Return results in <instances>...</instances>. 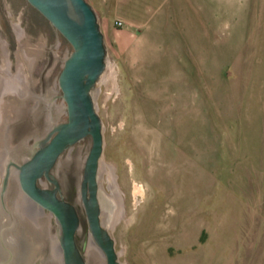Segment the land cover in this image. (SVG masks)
<instances>
[{
  "label": "rangeland",
  "instance_id": "obj_1",
  "mask_svg": "<svg viewBox=\"0 0 264 264\" xmlns=\"http://www.w3.org/2000/svg\"><path fill=\"white\" fill-rule=\"evenodd\" d=\"M88 1L107 48L93 96L102 161L123 190V214L107 222L121 263L264 264V0ZM73 50L28 0H0L1 264L26 240L32 264H63L57 219L28 202L13 162L68 120L59 76ZM91 146L90 136L67 149L54 173L79 213L87 264H107L100 247L87 252Z\"/></svg>",
  "mask_w": 264,
  "mask_h": 264
},
{
  "label": "water",
  "instance_id": "obj_2",
  "mask_svg": "<svg viewBox=\"0 0 264 264\" xmlns=\"http://www.w3.org/2000/svg\"><path fill=\"white\" fill-rule=\"evenodd\" d=\"M73 46L59 76L67 102L68 121L54 124L47 136L38 140L37 149L21 164L13 162L25 195L49 211L60 227L63 264H87L77 242L81 220L74 203L62 192L53 169L62 154L88 135L92 146L85 161L81 199L91 236L106 255L107 264H122L114 238L101 223L99 171L103 160L104 124L93 90L107 66L105 35L98 14L88 0H28ZM11 173L8 168L7 175ZM6 180V178H5ZM51 184V186H49Z\"/></svg>",
  "mask_w": 264,
  "mask_h": 264
},
{
  "label": "bare ground",
  "instance_id": "obj_3",
  "mask_svg": "<svg viewBox=\"0 0 264 264\" xmlns=\"http://www.w3.org/2000/svg\"><path fill=\"white\" fill-rule=\"evenodd\" d=\"M102 162H101L100 171H99V186L101 187L100 177L104 178L105 175L107 174L108 175V182H109L108 187L110 188V191L106 190V194L108 197L107 201H106L107 205L105 204V206H106L105 209H103V206L101 205V215L102 216H100V218H101V223H102L103 227L106 228L107 230H109L107 228V222H114L117 218H119L123 214L124 197H123V190H122V188H121V186L117 180V176H116V173H115L113 167H109L106 163H104V162L102 163ZM0 172H2L1 169H0ZM0 182H1V179H0ZM134 188H135L134 193L136 196H138L139 194H144L143 185L136 183ZM99 200H100V198H99ZM28 202H30L34 207H36L38 209H42L34 201L30 200ZM18 204H19V202H18ZM2 217H4L3 212H2ZM2 220H4V219L2 218ZM2 222L3 221H0V223H2ZM1 225L2 224H0V233H2V231L4 233V229L3 230L1 229ZM5 230L7 231V229H5ZM21 238L23 239V241L25 240L24 237H21ZM1 247L2 246L0 244V254L3 255L4 253L1 252L2 251ZM34 250L35 249L32 247L31 242H27V240L24 241V247L20 250V253L18 254L17 258H15V260L12 262V264H32L33 261L30 257L32 254L33 255L35 254ZM54 251H58L57 244H54ZM87 252L89 254H94L96 256L103 255V252L101 251V249L99 248V246L97 245V243L95 242V240L93 238L90 239ZM35 262H37V259ZM38 262H39V260H38Z\"/></svg>",
  "mask_w": 264,
  "mask_h": 264
},
{
  "label": "built area",
  "instance_id": "obj_4",
  "mask_svg": "<svg viewBox=\"0 0 264 264\" xmlns=\"http://www.w3.org/2000/svg\"><path fill=\"white\" fill-rule=\"evenodd\" d=\"M116 24L120 26V25H122L123 23H122V21L117 20V21H116Z\"/></svg>",
  "mask_w": 264,
  "mask_h": 264
},
{
  "label": "flooded vegetation",
  "instance_id": "obj_5",
  "mask_svg": "<svg viewBox=\"0 0 264 264\" xmlns=\"http://www.w3.org/2000/svg\"><path fill=\"white\" fill-rule=\"evenodd\" d=\"M68 121V120H67ZM91 135H88L87 137H90ZM86 138V137H85ZM78 143V142H77ZM76 144V143H75ZM74 144V145H75ZM22 163V162H21ZM21 163H19V164H21ZM53 171H54V169H53ZM49 186H51V184H49Z\"/></svg>",
  "mask_w": 264,
  "mask_h": 264
}]
</instances>
